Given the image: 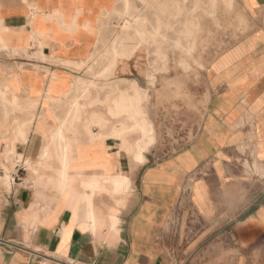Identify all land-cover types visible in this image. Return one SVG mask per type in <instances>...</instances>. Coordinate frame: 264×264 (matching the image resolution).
Returning <instances> with one entry per match:
<instances>
[{
    "label": "crops",
    "instance_id": "1",
    "mask_svg": "<svg viewBox=\"0 0 264 264\" xmlns=\"http://www.w3.org/2000/svg\"><path fill=\"white\" fill-rule=\"evenodd\" d=\"M233 2L192 137L155 157L137 83L76 95L118 0H0V264H264V0Z\"/></svg>",
    "mask_w": 264,
    "mask_h": 264
},
{
    "label": "rangeland",
    "instance_id": "2",
    "mask_svg": "<svg viewBox=\"0 0 264 264\" xmlns=\"http://www.w3.org/2000/svg\"><path fill=\"white\" fill-rule=\"evenodd\" d=\"M243 24L233 0H118L102 24L106 33L95 54L76 74V95L88 96L91 90L103 99L118 85L130 90L137 83L143 114L151 116V153L169 154L190 139L198 125L203 103L195 101L197 76ZM135 50L141 52L144 75L115 74V59L131 57ZM74 106L79 114L78 101Z\"/></svg>",
    "mask_w": 264,
    "mask_h": 264
},
{
    "label": "built area",
    "instance_id": "3",
    "mask_svg": "<svg viewBox=\"0 0 264 264\" xmlns=\"http://www.w3.org/2000/svg\"><path fill=\"white\" fill-rule=\"evenodd\" d=\"M21 179V176H20V170L18 169L15 173V176H14V180L16 181H19ZM179 220V215H175L171 220L170 222H172L173 224H176Z\"/></svg>",
    "mask_w": 264,
    "mask_h": 264
},
{
    "label": "bare ground",
    "instance_id": "4",
    "mask_svg": "<svg viewBox=\"0 0 264 264\" xmlns=\"http://www.w3.org/2000/svg\"><path fill=\"white\" fill-rule=\"evenodd\" d=\"M85 91L87 90V89H84ZM84 93H86V92H84ZM85 96H86V94H85ZM119 97V96H118ZM87 103L88 102H86V105H87ZM77 104V103H76ZM79 106H80V110H81V108L84 106V105H80L79 104ZM77 109V108H76ZM80 110H79V112H80ZM110 110H112V109H110ZM114 110V109H113ZM116 116V115H115ZM143 126H145V125H143ZM139 129V128H138ZM112 132H113V130H112ZM121 133V132H120ZM135 147V146H134ZM140 151V150H139ZM135 154V153H134Z\"/></svg>",
    "mask_w": 264,
    "mask_h": 264
}]
</instances>
